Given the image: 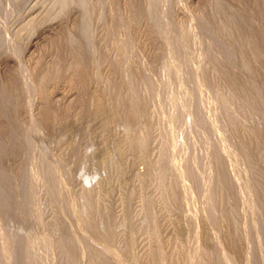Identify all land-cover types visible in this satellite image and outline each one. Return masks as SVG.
I'll list each match as a JSON object with an SVG mask.
<instances>
[{
  "label": "rangeland",
  "instance_id": "374dc122",
  "mask_svg": "<svg viewBox=\"0 0 264 264\" xmlns=\"http://www.w3.org/2000/svg\"><path fill=\"white\" fill-rule=\"evenodd\" d=\"M0 264H264V0H0Z\"/></svg>",
  "mask_w": 264,
  "mask_h": 264
},
{
  "label": "bare ground",
  "instance_id": "6f19581e",
  "mask_svg": "<svg viewBox=\"0 0 264 264\" xmlns=\"http://www.w3.org/2000/svg\"><path fill=\"white\" fill-rule=\"evenodd\" d=\"M64 136H65V134H64ZM67 138H68V137H67ZM67 138H66V139H67ZM71 138H72V137H71ZM49 139H50V138H49ZM56 141H57V140H56ZM44 143H45V142H44ZM45 147H46V146H45ZM47 148H48V147H47Z\"/></svg>",
  "mask_w": 264,
  "mask_h": 264
}]
</instances>
